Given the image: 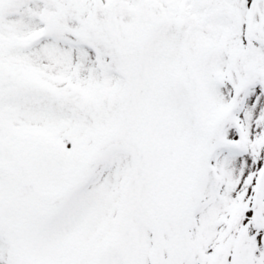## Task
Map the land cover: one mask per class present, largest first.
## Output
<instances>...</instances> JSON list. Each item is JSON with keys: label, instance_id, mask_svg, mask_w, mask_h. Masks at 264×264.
<instances>
[{"label": "snow or ice", "instance_id": "obj_1", "mask_svg": "<svg viewBox=\"0 0 264 264\" xmlns=\"http://www.w3.org/2000/svg\"><path fill=\"white\" fill-rule=\"evenodd\" d=\"M0 264H264V0H0Z\"/></svg>", "mask_w": 264, "mask_h": 264}]
</instances>
